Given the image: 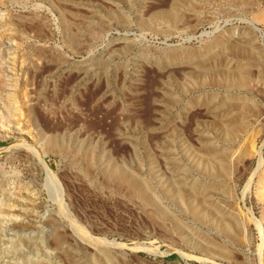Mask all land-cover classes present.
Wrapping results in <instances>:
<instances>
[{"label":"rangeland","instance_id":"1","mask_svg":"<svg viewBox=\"0 0 264 264\" xmlns=\"http://www.w3.org/2000/svg\"><path fill=\"white\" fill-rule=\"evenodd\" d=\"M0 264H264V0H0Z\"/></svg>","mask_w":264,"mask_h":264},{"label":"bare ground","instance_id":"2","mask_svg":"<svg viewBox=\"0 0 264 264\" xmlns=\"http://www.w3.org/2000/svg\"><path fill=\"white\" fill-rule=\"evenodd\" d=\"M17 102H16V100L15 99H10V101H9V104L8 105H10V104H13V105H16L17 106V104H16ZM11 107V106H10ZM12 114V113H11ZM251 151V150H250ZM261 226V225H260ZM57 245H58V243H56ZM104 256H106V254L104 255Z\"/></svg>","mask_w":264,"mask_h":264}]
</instances>
